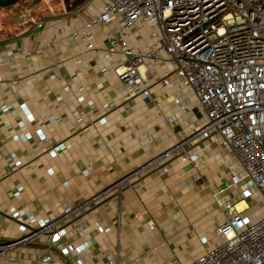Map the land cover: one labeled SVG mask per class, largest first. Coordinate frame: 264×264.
<instances>
[{
	"label": "crops",
	"instance_id": "obj_1",
	"mask_svg": "<svg viewBox=\"0 0 264 264\" xmlns=\"http://www.w3.org/2000/svg\"><path fill=\"white\" fill-rule=\"evenodd\" d=\"M102 6L103 0H79L70 12L24 17L13 35L0 33V102L7 106L0 119V227L10 228L0 239L22 233L2 216L14 207L55 220L56 264H188L218 243L212 232L224 214L210 195L238 167L219 142L187 139L202 115L177 78L160 83L164 54L143 24L123 34L133 51L148 48L160 55L138 69L149 80L151 100L129 94L117 80L113 70L124 61L109 52L107 42L119 36L120 21L84 27ZM174 146L195 152L196 166L176 157L151 161ZM122 178L126 185L118 193L103 194ZM69 246L78 252L68 254ZM43 249L21 247L6 258L34 264ZM6 258L0 264H9Z\"/></svg>",
	"mask_w": 264,
	"mask_h": 264
},
{
	"label": "built area",
	"instance_id": "obj_2",
	"mask_svg": "<svg viewBox=\"0 0 264 264\" xmlns=\"http://www.w3.org/2000/svg\"><path fill=\"white\" fill-rule=\"evenodd\" d=\"M116 18L120 21V34L110 36L107 43L109 52L120 54L124 61L113 70L117 80L127 87L129 94L131 90L151 100L149 80L138 69L146 61L157 63L160 55L148 48L133 51L123 34V30L143 24L164 54L166 69L160 83L167 85L170 76L177 78L193 95L202 115L201 125L187 139L219 142L232 153L238 167V173L231 174L225 188L210 195L224 214L223 221L212 232L219 238L218 243L188 264H264V213L247 220L241 216L246 207L235 208L254 194L264 201V0H103L101 11L90 15L84 27L107 26ZM40 26V22L34 24L35 28ZM86 49H92V45L88 44ZM174 103L180 101L176 99ZM6 113L7 106L0 102V119ZM21 128L22 123L16 124L15 129ZM87 129L84 126L81 130ZM177 146L151 161L176 157L194 168L196 153L181 152ZM1 149L0 142V172L5 165ZM125 179L113 183L103 194L111 189L118 193L126 185ZM235 189V195L221 196L224 191ZM98 202L95 196L93 204ZM2 216L15 223L22 233L13 240L0 239V261L17 248L42 244L43 253L33 263L56 264L51 247L60 236L54 219L37 218L14 207ZM149 224L154 226L152 221ZM66 250L68 254L78 252L75 246ZM74 261L79 264L78 259ZM7 262L12 264L13 260Z\"/></svg>",
	"mask_w": 264,
	"mask_h": 264
},
{
	"label": "rangeland",
	"instance_id": "obj_3",
	"mask_svg": "<svg viewBox=\"0 0 264 264\" xmlns=\"http://www.w3.org/2000/svg\"><path fill=\"white\" fill-rule=\"evenodd\" d=\"M79 4V0H19L15 5L6 8H0V33L4 37L13 35L16 30L21 28L18 22L29 18H42L45 16H58L64 12H70ZM226 184H224L225 188ZM232 191V190H231ZM237 189L231 192V196L235 195ZM246 210H243L241 216L247 220H252L256 214H262L264 211V201L258 194H254L248 200ZM7 228L3 230L0 227V236L7 237ZM13 230H15L13 228ZM17 232V231H16ZM12 239V238H11ZM10 240V237L9 239Z\"/></svg>",
	"mask_w": 264,
	"mask_h": 264
},
{
	"label": "water",
	"instance_id": "obj_4",
	"mask_svg": "<svg viewBox=\"0 0 264 264\" xmlns=\"http://www.w3.org/2000/svg\"><path fill=\"white\" fill-rule=\"evenodd\" d=\"M19 0H0V8H6L9 6H13L16 4Z\"/></svg>",
	"mask_w": 264,
	"mask_h": 264
},
{
	"label": "bare ground",
	"instance_id": "obj_5",
	"mask_svg": "<svg viewBox=\"0 0 264 264\" xmlns=\"http://www.w3.org/2000/svg\"><path fill=\"white\" fill-rule=\"evenodd\" d=\"M239 203H241V204H239ZM239 203H237V205L235 206V208H237L238 210H241V209H243L244 208V204H242L243 202H239ZM246 207V206H245Z\"/></svg>",
	"mask_w": 264,
	"mask_h": 264
},
{
	"label": "trees",
	"instance_id": "obj_6",
	"mask_svg": "<svg viewBox=\"0 0 264 264\" xmlns=\"http://www.w3.org/2000/svg\"><path fill=\"white\" fill-rule=\"evenodd\" d=\"M15 5V4H14Z\"/></svg>",
	"mask_w": 264,
	"mask_h": 264
}]
</instances>
